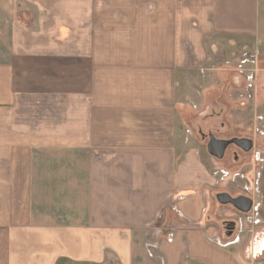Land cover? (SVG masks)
<instances>
[{
	"label": "crops",
	"instance_id": "0c3cea01",
	"mask_svg": "<svg viewBox=\"0 0 264 264\" xmlns=\"http://www.w3.org/2000/svg\"><path fill=\"white\" fill-rule=\"evenodd\" d=\"M0 264H264V0H0Z\"/></svg>",
	"mask_w": 264,
	"mask_h": 264
},
{
	"label": "rangeland",
	"instance_id": "374dc122",
	"mask_svg": "<svg viewBox=\"0 0 264 264\" xmlns=\"http://www.w3.org/2000/svg\"><path fill=\"white\" fill-rule=\"evenodd\" d=\"M23 8H24V10H25V12H26V16H25V19H27V21H28V24H29V26H31V27H35V20H36V17H37V14H36V9L34 8V7H32V6H30V5H28V4H25V5H23ZM237 46V45H236ZM238 46H240V45H238ZM202 77V78H201ZM200 77V75H197V74H195V72H192L191 73V75L189 76V77H187V87L189 88V92L191 93V94H195V87H196V85H198V82L200 81H204L205 79L203 78V76H201ZM224 86H226V85H224ZM228 86H226V89L224 90V94L222 95L223 97H226V100H224V101H220V103H222L223 104V106H224V108H219V109H223V110H225L226 111V113L227 112H229V110H231V111H233V109H234V112H235V116H236V118L237 119H235V120H233V122L234 123H237L239 120H241L242 118H244L245 119V121L249 118L248 117V115H246L245 114V116H243V115H240L241 113L239 112V107H238V104H237V102H236V100L234 99V98H232V97H230V95H228ZM229 93H230V91H229ZM237 97V96H236ZM231 101H233L234 102V104L231 102ZM189 102H192L190 105L192 106V108H193V110H194V112H196V113H198L199 111H200V108H198L197 107V109H195V106H196V104H195V101L194 100H191V101H189ZM193 104V105H192ZM228 107V108H227ZM62 108V107H61ZM63 111V109H59V111ZM197 117H198V115H196ZM195 115H194V117H192L191 118V120L190 121H188V123H187V129L186 130H189L188 131V133L186 134V136L188 137V140H192L193 141V143H194V145L193 146H195V143H196V146H198L199 144H201L202 145V147L199 149L200 150V155H201V157L202 158H204V159H207L209 156H208V154H207V152H206V143H207V141H208V135L209 134H212L215 138H217V139H225V140H227V139H229L230 137H233V136H236V132H234V131H232V130H229L228 132L226 131H221V129L219 128L220 126L219 125H214V126H211V129L210 130H200L199 128H198V126H196V124H193V123H191V121L192 122H194L195 121V119L197 118ZM194 118V119H193ZM205 118V117H204ZM209 117H206L205 119H208ZM199 119H201V120H204L202 117H200ZM226 119V118H225ZM243 123V122H242ZM205 138V139H204ZM233 152H236L237 153V155H238V157H242L243 155H244V153H242L239 149H237V147H235L234 145H230L228 148H227V150H226V152H225V156H224V159L223 160H221V161H218V160H216V159H214V158H210V159H212V161H214V162H216V163H221V162H225L226 160H227V162L229 161V162H232V160H233V158H232V154H233ZM213 168V167H212ZM227 185L226 186H229L228 187V190H230V186H232L233 188H234V190H237L238 188H236L235 186H234V184L233 183H231L230 181H227V182H225ZM237 184L239 185H242V181L241 180H238V182H237ZM239 185V186H240ZM220 191H225V190H223V189H220ZM238 191V190H237ZM237 192H235V193H231L232 194V196L233 195H235ZM172 199V198H171ZM174 201V200H173ZM173 201H172V203H173ZM218 204V203H217ZM173 205V204H172ZM228 206V205H227ZM218 208L219 207H221V205H219L218 204V206H217ZM228 207H230V206H228ZM219 219V222H221V221H224V220H221L220 218H218ZM218 221V220H217ZM217 228H218V230H221V228H220V223H217ZM226 231V230H225ZM257 236L256 237H258L259 238V236H258V234H256ZM258 238H257V240H258ZM260 247L259 246H254V253L255 254H257V256H259L260 255Z\"/></svg>",
	"mask_w": 264,
	"mask_h": 264
},
{
	"label": "water",
	"instance_id": "95a60500",
	"mask_svg": "<svg viewBox=\"0 0 264 264\" xmlns=\"http://www.w3.org/2000/svg\"><path fill=\"white\" fill-rule=\"evenodd\" d=\"M231 144L236 145L237 147L241 148L243 151L248 152L251 149L250 142L247 140H231V141H220L216 140L213 136L209 137V142L207 144V152L210 156L215 159H222L227 147ZM217 201L221 204H231L240 212L246 213L250 209V200L244 197H239L236 199H232L230 196L226 194H220L217 197ZM228 233L230 235L231 231L233 230V224H230L227 227Z\"/></svg>",
	"mask_w": 264,
	"mask_h": 264
},
{
	"label": "built area",
	"instance_id": "2783aa9c",
	"mask_svg": "<svg viewBox=\"0 0 264 264\" xmlns=\"http://www.w3.org/2000/svg\"><path fill=\"white\" fill-rule=\"evenodd\" d=\"M174 198H176V200H181V199H183V197L181 196V195H178V194H175L174 195ZM171 239H172V234H171V231H168L167 230V234H166V241L168 242V243H170L171 242Z\"/></svg>",
	"mask_w": 264,
	"mask_h": 264
}]
</instances>
